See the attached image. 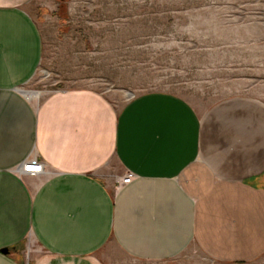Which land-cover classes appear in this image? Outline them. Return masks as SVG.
Returning a JSON list of instances; mask_svg holds the SVG:
<instances>
[{
	"label": "crops",
	"instance_id": "1",
	"mask_svg": "<svg viewBox=\"0 0 264 264\" xmlns=\"http://www.w3.org/2000/svg\"><path fill=\"white\" fill-rule=\"evenodd\" d=\"M30 1L0 0V264H108L110 248L145 260L189 247L233 264L262 255L264 101L233 93L197 110L148 91L114 109L72 87L32 102L17 87L40 56ZM31 158L39 173L13 170ZM27 238L31 257L13 249Z\"/></svg>",
	"mask_w": 264,
	"mask_h": 264
},
{
	"label": "rangeland",
	"instance_id": "2",
	"mask_svg": "<svg viewBox=\"0 0 264 264\" xmlns=\"http://www.w3.org/2000/svg\"><path fill=\"white\" fill-rule=\"evenodd\" d=\"M26 8L41 49L17 87L38 92L32 102L72 87L100 92L114 109L148 91L177 94L197 110L233 93L264 101V0H31ZM36 248L27 238L13 249L31 257ZM108 254V264H233L193 247L160 260ZM242 264H264V253Z\"/></svg>",
	"mask_w": 264,
	"mask_h": 264
},
{
	"label": "built area",
	"instance_id": "3",
	"mask_svg": "<svg viewBox=\"0 0 264 264\" xmlns=\"http://www.w3.org/2000/svg\"><path fill=\"white\" fill-rule=\"evenodd\" d=\"M16 168L17 167L15 166L14 170L18 171ZM20 169L22 173H25L28 175H35L41 171V162H39L35 158H31L26 161H23L21 163ZM128 181H129V175H125L119 180L120 183H126Z\"/></svg>",
	"mask_w": 264,
	"mask_h": 264
},
{
	"label": "water",
	"instance_id": "4",
	"mask_svg": "<svg viewBox=\"0 0 264 264\" xmlns=\"http://www.w3.org/2000/svg\"><path fill=\"white\" fill-rule=\"evenodd\" d=\"M18 91H20V92H24L23 90H21V89H18ZM130 95H132L130 92H128L127 93V96H130ZM17 168V170L19 171V172H21V164H18L17 166H16ZM0 252H2V253H6L7 252V248L6 247H2V248H0Z\"/></svg>",
	"mask_w": 264,
	"mask_h": 264
},
{
	"label": "bare ground",
	"instance_id": "5",
	"mask_svg": "<svg viewBox=\"0 0 264 264\" xmlns=\"http://www.w3.org/2000/svg\"><path fill=\"white\" fill-rule=\"evenodd\" d=\"M25 93V92H24ZM28 93V92H27ZM29 94H38V92H36V91H32V92H30Z\"/></svg>",
	"mask_w": 264,
	"mask_h": 264
}]
</instances>
